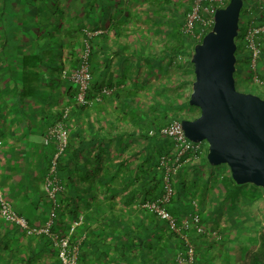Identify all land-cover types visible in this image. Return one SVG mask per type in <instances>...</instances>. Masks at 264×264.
Segmentation results:
<instances>
[{
  "label": "crops",
  "instance_id": "1",
  "mask_svg": "<svg viewBox=\"0 0 264 264\" xmlns=\"http://www.w3.org/2000/svg\"><path fill=\"white\" fill-rule=\"evenodd\" d=\"M178 8L179 0H0V189L30 225L40 226L49 207L44 178L52 149L42 137L66 106L69 138L56 228L65 233L75 215L92 227L101 224L99 229L143 220L138 200L146 160L172 149L162 137L148 147L146 123L129 111L140 114L162 90L175 96L178 61L170 34ZM85 30L95 32L90 95L102 87L118 93L78 108L75 88L60 71L77 67ZM206 171L214 172L201 159L178 174L180 219L190 211L192 196L209 193ZM83 237L77 239V264H123L115 259L113 236L105 237L104 248L86 247ZM0 264L60 263L47 237H28L0 218Z\"/></svg>",
  "mask_w": 264,
  "mask_h": 264
},
{
  "label": "built area",
  "instance_id": "2",
  "mask_svg": "<svg viewBox=\"0 0 264 264\" xmlns=\"http://www.w3.org/2000/svg\"><path fill=\"white\" fill-rule=\"evenodd\" d=\"M229 0H192L189 10L186 12L180 27L182 35L188 38L201 39L213 24V15L219 8H223ZM264 3V0H257ZM95 32L85 31V39L80 53L78 65L72 70L62 69L60 77L68 81L75 88L74 101L78 105L90 106L100 101L103 97L111 95L113 88L102 87L94 97L89 100L87 94L91 83L90 55L91 38ZM264 35V19L254 23L253 17L244 24L242 43L249 54V70L251 81L264 87V75L258 73L257 63L261 57L260 37ZM177 61H187L183 56H178ZM70 106H66L59 119L48 127L42 137V144L52 148L48 169L44 178V191L49 203L45 221L38 227L30 225L28 220L17 214L11 204L4 198L0 189V218L9 225L16 227L28 237L45 236L49 239L60 264H77L79 242L72 243L71 237L77 227L83 221L82 216L73 220L65 233L59 232L55 227L57 209L59 207L58 194L62 185L57 177V163L60 155L68 145V130L65 122L68 119ZM155 131L148 132L149 136ZM158 135L165 139L172 149L171 153H165L159 158L158 168L162 174L163 189L159 197L139 204V208L156 216L162 221L167 230L177 236L183 244V251H178L174 258L175 264H196L195 247L189 239V234L203 235L207 239L220 240V232L207 230L201 223L199 205L194 198L190 201L191 210L184 218L178 220L173 217L168 207L175 198L174 180L181 170L186 167L195 168L201 159L207 154L205 142L193 143L185 138L180 120H173L158 129Z\"/></svg>",
  "mask_w": 264,
  "mask_h": 264
},
{
  "label": "trees",
  "instance_id": "3",
  "mask_svg": "<svg viewBox=\"0 0 264 264\" xmlns=\"http://www.w3.org/2000/svg\"><path fill=\"white\" fill-rule=\"evenodd\" d=\"M191 2V0H190ZM228 3V2H227ZM249 5V11L252 13L250 16L253 17L254 23H259L264 19V16H262L261 13L264 12V3H259L257 0H243V6L240 11L239 15V22H238V35L235 38V44H236V51H235V57H236V63H235V70L239 68L241 65L244 67H249V54L246 51L243 52L244 45L242 43V33L244 29V24L241 23V16L245 14V8ZM189 10V8H185L184 11L181 13H177L175 17H172V23L174 25L175 30L172 31L170 36L176 40V45L172 47L171 53L174 56L173 58H177L179 55L183 56L187 59V63L189 67H186L184 69V73L192 75V78L190 79V89L189 92L186 93V97L182 101H177L175 96H167L166 93L162 90L160 96H156L151 104H147L143 112L140 114L136 110L129 111V116H134L135 119H143L146 123V133L144 135L145 139L147 140V146H152L153 144L162 141L160 139V136L158 135V129L168 124L169 122L173 120H192L196 118L199 114V111L197 108L189 106L188 105V99L191 92V84L193 82L194 76H193V67L190 62V56L192 53L193 46L198 43L201 39H195V38H188L186 39L180 30V27L182 25V22L184 20V17L186 15V12ZM169 21V20H168ZM161 22H164L162 19ZM87 31V30H85ZM93 32V31H90ZM84 34V39H85ZM83 39V40H84ZM260 47H261V57L263 54V58H260L257 63L258 73L264 75V35L260 37ZM83 46V44H82ZM246 50V49H245ZM182 61L176 62L177 69H179V64ZM181 66V65H180ZM249 69V68H248ZM235 73V72H234ZM251 77V72L249 73V78ZM235 80V87L237 85L236 78ZM72 90V89H71ZM90 86L87 94V99L91 100L94 96L90 95ZM116 90V89H115ZM115 90L112 92L113 94H117ZM124 90V89H123ZM123 90H120L121 92ZM238 90V89H237ZM111 93V95H112ZM120 93V92H119ZM185 92H182L184 95ZM75 89L72 90V96L74 97ZM72 97V98H73ZM74 100V99H73ZM75 105L78 106V108H84L89 107L85 105H78L73 101ZM95 103V102H94ZM93 103V104H94ZM129 106H133L134 103L129 102ZM196 110V112H194ZM179 115H182V118H178ZM154 130L155 134L152 136L148 135V132ZM68 146V145H67ZM50 149H52L50 147ZM66 150V149H65ZM52 152V150H50ZM65 152V151H64ZM63 152V153H64ZM60 155L57 163V177L59 181H61L60 178V171L62 170V162L64 160V155ZM166 152L158 151L155 156H152L150 158H147L146 162L150 161V166L144 171V181L143 184L139 187V196L140 199L138 200V203L141 204L145 201L153 200L159 197L162 193L163 189V183H162V174L160 169L158 168V162L159 158L164 155ZM147 154L150 155V150L147 148ZM51 156H48L47 159V166H46V172L48 169L49 164V158ZM205 163L211 167L206 161V157H204ZM228 169V168H227ZM229 180L231 181V184L234 187H237V185L233 182L229 175ZM242 186V185H241ZM239 187V186H238ZM175 189V198L173 199L171 205L168 207L169 213L179 219V207L177 202L179 201V193ZM193 195V193H192ZM194 199L193 196L189 200L190 201ZM202 200H204V197L202 196L199 199V202L202 204ZM59 201V207L57 209V213L62 210L61 204L62 199ZM191 208V206H190ZM72 211L73 215V209H70ZM191 210V209H190ZM189 212V211H188ZM187 212V213H188ZM143 220L138 224H123L120 222H114L109 223L105 229H99L100 226L92 227L90 224L82 221L81 225L77 227L71 237L72 243L78 242L77 239H79L80 236L84 235L83 241L81 242L86 247L93 246L96 248H104L108 247L105 243V237L113 236L115 239V243L111 246L113 249H117V255L115 259L122 260L123 264H175L174 258L178 251H183V244L180 241V239L170 233L165 224L160 221L156 216L153 214L148 213L145 210L141 211ZM201 223L205 226L207 225V222L211 221L212 216L211 215H204L202 209L199 211ZM74 218V217H73ZM77 219V215H75L74 220ZM73 221V220H72ZM56 224V219L55 222ZM231 224L232 227L238 226V221L235 217L231 218ZM56 227V226H55ZM207 230H211L210 228ZM220 240L215 239H207L203 235H194V233L189 234V239L193 243L195 247V259L196 264H214L213 260V254L211 253L214 246H219L218 248H221L220 251L222 253H226L228 249L224 248V245L228 242L226 239V236H224L223 233H220ZM256 246L255 249H250V247H242L240 253H239V264H264V233L260 234L258 238L255 239ZM80 242L78 245V252L80 249ZM219 251V252H220ZM79 254V253H78ZM220 254V253H218ZM139 259V261H138ZM238 259V258H237ZM236 257L231 255H226L224 257V263L225 264H236Z\"/></svg>",
  "mask_w": 264,
  "mask_h": 264
},
{
  "label": "water",
  "instance_id": "4",
  "mask_svg": "<svg viewBox=\"0 0 264 264\" xmlns=\"http://www.w3.org/2000/svg\"><path fill=\"white\" fill-rule=\"evenodd\" d=\"M243 0L215 11L209 31L192 48L193 82L188 105L198 109L180 120L186 139L206 142V161L227 166L236 185L264 191V99L235 87V38Z\"/></svg>",
  "mask_w": 264,
  "mask_h": 264
},
{
  "label": "rangeland",
  "instance_id": "5",
  "mask_svg": "<svg viewBox=\"0 0 264 264\" xmlns=\"http://www.w3.org/2000/svg\"><path fill=\"white\" fill-rule=\"evenodd\" d=\"M191 3L192 0L191 2L190 0H179L178 12L181 13L186 7L189 8ZM248 7L249 5L245 8V14L241 16L242 24H245L250 14H252ZM261 14L264 16V12ZM243 52L246 53V50L243 49ZM260 58H263V54ZM179 67L177 69L178 78L175 82L176 86L172 88V95H175L177 101H182L183 97L184 99L186 97L182 92H189V82L192 75L184 73V69L189 67L187 61L181 62ZM249 73L250 70L248 67L243 68V65L235 70L234 77L237 81L236 89L240 92L251 93L264 99V87L260 88V86L254 84L249 78ZM178 118H182V115H179ZM209 169L211 168L209 167ZM212 169L214 170L212 174L210 171H206V176H209L210 179L207 180L205 192L209 191V193L204 195L202 204L199 202L197 196L194 198L199 205V211L202 209L204 215L212 216L211 221L207 222L205 228L223 233L228 241L224 245V248L228 249L226 253H222L220 251L221 248H218L219 246L213 247L211 253L214 257V264H225L224 257L231 254L236 257V264H239V253L242 247L255 249L254 246L257 244L255 239L264 233V191L262 188L255 187L252 184L237 185V187H234L229 180L230 173L225 165ZM176 179L173 183L175 187L177 184ZM195 183L197 184V181ZM195 192L194 194L198 195ZM232 217L237 219V227H232Z\"/></svg>",
  "mask_w": 264,
  "mask_h": 264
}]
</instances>
